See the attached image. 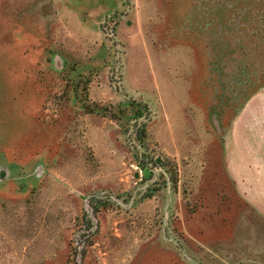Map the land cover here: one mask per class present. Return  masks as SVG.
I'll return each mask as SVG.
<instances>
[{
  "label": "rangeland",
  "instance_id": "1",
  "mask_svg": "<svg viewBox=\"0 0 264 264\" xmlns=\"http://www.w3.org/2000/svg\"><path fill=\"white\" fill-rule=\"evenodd\" d=\"M263 85L264 0H0V264H238L222 138ZM176 190L191 249L146 231Z\"/></svg>",
  "mask_w": 264,
  "mask_h": 264
},
{
  "label": "crops",
  "instance_id": "2",
  "mask_svg": "<svg viewBox=\"0 0 264 264\" xmlns=\"http://www.w3.org/2000/svg\"><path fill=\"white\" fill-rule=\"evenodd\" d=\"M222 143L223 170L232 182L237 200L245 204L242 208H239V212L243 214L242 218L247 221L248 214L253 212L251 217H256L257 221L264 224V85L252 92L234 112L224 130ZM192 155L204 156L206 151L197 152L194 150ZM193 160L191 161L192 165L189 166H191L190 168L196 167V170L193 171V174H190L192 175L191 186L197 187L202 180V176H200L202 171L197 167L198 164L196 162L201 163L203 159L194 158ZM175 196L176 200L166 201V210L165 213L163 212L166 224L161 225L160 223L159 226L146 230L149 232V239L154 235H164L166 237L169 232L179 238V240L183 239L182 235L189 236L188 218H186L185 213H181L179 216L180 206H178V202L179 205L182 202L178 190L175 191ZM159 204L162 209V202L160 201ZM231 218V223H233L234 219L232 216ZM240 222L239 220L238 223L241 226ZM239 225L234 222L233 227L231 226V230L235 231V236L240 228ZM252 227L254 226L252 225ZM178 242L180 243V241ZM249 243L250 240L245 238V243L243 242L240 246L237 245L235 247L237 252L225 247L222 252L223 258L227 263L236 260L238 264H245L250 260L249 264H263L264 241H258L257 244L251 241V245L248 246ZM180 244L181 247L191 249L189 241L184 240ZM243 246L249 248L251 257L244 256L245 250ZM219 249L222 251V248L219 247ZM230 253L234 255L233 260L229 256ZM237 254L238 256H236ZM203 255L200 252L197 254L202 259L204 258Z\"/></svg>",
  "mask_w": 264,
  "mask_h": 264
},
{
  "label": "trees",
  "instance_id": "3",
  "mask_svg": "<svg viewBox=\"0 0 264 264\" xmlns=\"http://www.w3.org/2000/svg\"><path fill=\"white\" fill-rule=\"evenodd\" d=\"M144 105V107H147V105L144 103L143 104ZM135 114L136 115H139L140 114V111L139 110H137V112H135ZM145 127L144 126H142L141 128H140V132H139V135L141 136V134L143 135V133L145 132V129H144Z\"/></svg>",
  "mask_w": 264,
  "mask_h": 264
},
{
  "label": "water",
  "instance_id": "4",
  "mask_svg": "<svg viewBox=\"0 0 264 264\" xmlns=\"http://www.w3.org/2000/svg\"><path fill=\"white\" fill-rule=\"evenodd\" d=\"M156 160H159V159H156Z\"/></svg>",
  "mask_w": 264,
  "mask_h": 264
}]
</instances>
